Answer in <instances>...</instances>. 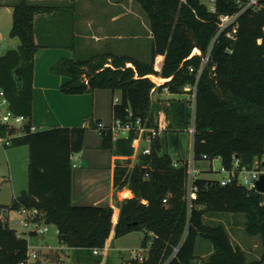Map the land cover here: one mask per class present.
<instances>
[{
	"label": "trees",
	"instance_id": "1",
	"mask_svg": "<svg viewBox=\"0 0 264 264\" xmlns=\"http://www.w3.org/2000/svg\"><path fill=\"white\" fill-rule=\"evenodd\" d=\"M135 1L150 21V59L112 50L83 58L76 54L61 57L50 68L69 77L61 90L80 94L110 88L120 94V102H113L114 118L140 116L155 124L154 92L167 88L175 95L184 93L187 85L196 82L203 57L210 52L198 81L195 159L202 160L206 154L211 160L221 157L230 166L238 156L248 167L262 160L264 7L242 13L233 38L227 31L218 35V22L221 14L237 11L236 0H216L215 10L202 0ZM13 5L10 36L19 38L20 43L0 55V88L10 109L28 117L25 132L14 136L11 145H29V186L10 204H0V264H20L28 259V239L4 219L6 210L23 206L42 210L45 221L57 225L60 242L74 248L82 264H102L104 255L95 254L94 248H107L114 238L139 230L145 231L141 246H149V254L143 261L132 259L125 264H193L199 239L213 245L203 264H264V194L252 196L237 182L222 185L217 179L199 177L198 196L188 213V160L175 159L168 150L169 145L181 146L180 134L191 124L192 109L184 98L174 96L164 106L168 128L156 138L151 153L140 155L133 166L135 132L114 139L110 130L102 131L103 146L118 156L112 168L113 189L127 187L133 196L119 201L118 206L72 202V154L82 149L86 127L53 126L32 131L31 124L37 50L76 48L73 43L46 40L49 28L41 27L39 21L55 10L54 4L18 0ZM195 47L202 54L192 55ZM151 75L166 80L157 84ZM17 132V128L0 124L2 135ZM222 213L245 216L246 232L262 240L259 259H248L224 223L208 221V217Z\"/></svg>",
	"mask_w": 264,
	"mask_h": 264
},
{
	"label": "rangeland",
	"instance_id": "2",
	"mask_svg": "<svg viewBox=\"0 0 264 264\" xmlns=\"http://www.w3.org/2000/svg\"><path fill=\"white\" fill-rule=\"evenodd\" d=\"M31 2H42L53 4L56 1L57 7L60 6L57 18L48 21V32L45 35L47 41L67 42L75 45L76 51L71 47H66L58 51H44L40 47L38 54H76L77 57L83 58L93 54L95 51H110V49L135 55L141 59L149 60L151 54V38H150V21L147 14L142 9L140 3L135 0H30ZM75 1L78 6V12L69 15L67 3ZM208 6H211L212 0H202ZM123 12V17L117 21H112L113 14ZM0 38L3 44H7L12 40L10 29L13 19L11 13H5L4 9L0 10ZM72 18L71 21L68 19ZM61 19V20H60ZM89 21V23H88ZM91 24V26L89 25ZM73 29L78 30L83 37H75ZM93 31L101 38H92ZM116 31H121L122 36ZM88 35V36H86ZM5 36V38H3ZM17 39V38H16ZM199 51V49H198ZM156 82L161 84V77L152 76ZM119 92L115 96H119ZM173 94L167 88L157 89L153 94V100L156 113L164 109L165 105ZM176 97L187 98V94L182 93ZM187 100V99H186ZM7 109L6 105H0V112ZM46 127V126H45ZM85 127V126H84ZM181 136L182 144L179 148L169 145L170 150L175 159L185 158L189 160L191 157L193 139L188 131H184ZM143 146L142 140L137 139L136 158L137 163L140 158V150ZM29 161L30 148L29 145H4L0 142V204H10L15 195L21 194L29 186ZM122 162H124L122 160ZM209 161L200 162L201 168H208ZM215 170L220 169V161L213 160ZM202 177L219 178L216 172L202 174ZM11 217L9 225L15 228L17 233L27 235L23 232L24 228L21 224L19 214L8 209ZM5 217V216H4ZM5 219V218H4ZM245 216L242 214L222 213L215 217L209 218L208 221L224 223L230 230L232 240L235 244L241 245L247 252L249 260L259 259L263 253L262 240L259 235L248 234L245 230ZM28 236V235H27ZM26 236V237H27ZM145 231H133L124 236L116 238L114 251L107 255L104 264H125L128 260L129 249L140 248ZM25 237V236H24ZM30 237V235L28 236ZM30 246L38 252V258H30L31 264H82L76 252L71 250L69 246L60 242L58 237L57 225L50 223L49 231L44 235H38L30 242ZM213 250V245L209 240L199 239L197 244V257L193 264H203L205 258ZM46 254L49 256L47 257Z\"/></svg>",
	"mask_w": 264,
	"mask_h": 264
},
{
	"label": "crops",
	"instance_id": "3",
	"mask_svg": "<svg viewBox=\"0 0 264 264\" xmlns=\"http://www.w3.org/2000/svg\"><path fill=\"white\" fill-rule=\"evenodd\" d=\"M18 0H0V10L4 9L5 13H11L13 19L14 3ZM56 8L51 14H45L40 18L41 27H48V21L51 22L57 18L60 6L57 7L56 1L53 3ZM78 4L75 1L67 3L69 15L78 12ZM123 12L113 14L112 21H117L123 17ZM4 15V12L0 16ZM68 19V21H71ZM61 20V19H60ZM89 23V21H88ZM91 26V24H89ZM11 30V29H10ZM10 33V32H9ZM74 36L83 37L78 30L73 29ZM119 37L121 31H116ZM88 36V35H86ZM152 32L150 29V38ZM92 38H101L93 31ZM5 38V36H3ZM17 38V37H16ZM11 38L5 45L0 38V55L9 48L17 47L20 43L19 38ZM61 42V41H59ZM44 51H56L66 47H43ZM51 48V49H50ZM112 51L119 52L113 49ZM37 50L34 60V94H33V115L32 123L36 130L50 128L53 126H85L86 130L83 138V147L72 154L73 176H72V202L76 205H114L118 206L119 201L126 197L133 196L129 188L114 191L112 168L116 163L118 156L110 148L103 146V134L98 130L96 124L103 122L110 125L114 119L113 102L115 93L110 88H98L93 92L80 94H67L61 90V85L69 80L64 74L51 72V66L61 57H72V54H63L61 51L57 54H38ZM97 52V51H95ZM102 52V51H99ZM165 81V80H164ZM163 81V82H164ZM172 94V93H171ZM120 96V95H119ZM174 96H178L173 94ZM46 126V127H45ZM9 146V145H8ZM19 196V194L14 197ZM14 210V209H12ZM15 211V210H14ZM5 220L11 221L8 210L5 212ZM24 233H26L24 231ZM20 235V234H19ZM29 244L36 235L28 237ZM27 236V237H26ZM116 238L112 244L103 249L105 263L107 255L114 251ZM75 251L74 248H70ZM48 257L49 255L46 254ZM127 262V261H126ZM28 264H31L28 261ZM129 264V261H128Z\"/></svg>",
	"mask_w": 264,
	"mask_h": 264
},
{
	"label": "built area",
	"instance_id": "4",
	"mask_svg": "<svg viewBox=\"0 0 264 264\" xmlns=\"http://www.w3.org/2000/svg\"><path fill=\"white\" fill-rule=\"evenodd\" d=\"M216 0H212L211 10L216 9ZM238 4V9L234 13L230 14H221L219 16V31L218 35L224 31H227V35L230 37H235V33L239 26V17L242 13L249 9H259L264 7V4L260 0H236ZM1 46V43H0ZM199 49V51H198ZM195 53L202 54V51L199 47H195L192 55ZM210 52L203 57V63L201 68L198 71L197 80L194 84L187 85L185 87V94H187L188 105L192 109V120L191 124L188 127V132L192 136L193 146L191 157L188 160L187 166V180H186V199L189 204V215L191 214V207L193 201L198 196V184L196 183L197 178L202 177L204 172L213 173L216 172L220 175L217 179L222 185H227L233 182H237L245 186L250 191L257 190V181L260 179L261 175L264 174V158L262 160H256L251 167L241 164V160L238 156H234L232 164L226 165L223 163L221 157H216L213 160L217 159L220 161V169L215 170L213 166V160L208 158V155H204L202 160H196L194 155V140L196 134V100H197V91H198V81L202 73L203 67L209 61ZM190 69L193 71L194 67L191 66ZM153 78V77H152ZM154 80V78H153ZM155 81V80H154ZM156 82V81H155ZM159 84L158 82H156ZM114 102H120V96L114 97ZM0 105H6L7 109L4 112H0V124H5L8 129L17 128V133H8L7 135L0 134V142L4 145H11L12 138L16 135L23 134L24 126L28 122V117L24 114H17L9 107L8 99L5 95L3 89L0 88ZM132 114V113H131ZM169 126V118L167 112L164 109L160 110L156 116L155 124H149L147 120H144L142 117L138 116L136 118H129L128 120H123L119 117L113 119L110 125H105L103 122H98L96 127L100 132L104 129H108L112 132L113 138L117 139L119 137H128L131 132H135L137 135L136 140H142L143 146L140 150V155H148L152 151L153 144L156 138L162 135ZM31 130L35 131L36 126L32 123ZM136 148H135V158H136ZM134 158V161H135ZM132 163V166L136 163ZM209 161L210 165L208 168H201L199 166L200 162ZM179 162L174 161V165L178 166ZM76 164L73 163V166ZM149 175V174H147ZM264 194V193H262ZM167 201V198L164 199ZM7 211V210H6ZM5 211V212H6ZM21 217V224L24 228L27 235H44L49 231V223L45 221L44 212L37 207H21L15 210ZM20 234V233H18ZM22 234H20L21 236ZM105 249V248H103ZM102 248H94L93 252L95 254H102ZM149 246H140V248L129 249L128 260L137 259L143 261L147 258L149 254ZM38 258V252L35 248H32L29 244L28 259L27 261H22L20 264H28L30 258Z\"/></svg>",
	"mask_w": 264,
	"mask_h": 264
},
{
	"label": "water",
	"instance_id": "5",
	"mask_svg": "<svg viewBox=\"0 0 264 264\" xmlns=\"http://www.w3.org/2000/svg\"><path fill=\"white\" fill-rule=\"evenodd\" d=\"M260 193H264V174H262L260 179L257 181V190L251 191L250 195L258 196Z\"/></svg>",
	"mask_w": 264,
	"mask_h": 264
},
{
	"label": "bare ground",
	"instance_id": "6",
	"mask_svg": "<svg viewBox=\"0 0 264 264\" xmlns=\"http://www.w3.org/2000/svg\"><path fill=\"white\" fill-rule=\"evenodd\" d=\"M151 76H154V75H151ZM160 79H161L162 81L166 80L165 78H162V77H161Z\"/></svg>",
	"mask_w": 264,
	"mask_h": 264
}]
</instances>
